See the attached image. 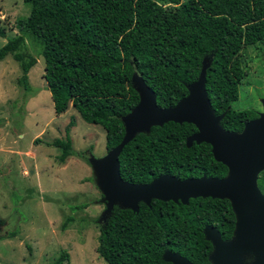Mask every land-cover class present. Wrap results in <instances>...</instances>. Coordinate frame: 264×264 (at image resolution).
I'll list each match as a JSON object with an SVG mask.
<instances>
[{
	"label": "trees",
	"instance_id": "trees-1",
	"mask_svg": "<svg viewBox=\"0 0 264 264\" xmlns=\"http://www.w3.org/2000/svg\"><path fill=\"white\" fill-rule=\"evenodd\" d=\"M171 2L174 6L167 8L156 0H22L28 13L15 19L18 34L0 46V60L11 55L20 69L17 82L28 90L27 72L36 60L20 49L26 36L36 38L53 112L61 114L70 104L83 121L103 129L108 151L123 135L120 117L138 101L130 85L133 72L154 92L157 106L172 107L187 95L186 86L207 57L204 90L210 106L215 115L222 114L224 130L239 132L257 116L230 104L246 74L241 50L264 43V0ZM68 126L63 139L51 142L59 151L58 163L71 155ZM193 132L191 123L167 121L136 133L117 156L120 177L130 183L162 174L223 177L226 167L213 159L207 143L186 147L185 138ZM256 183L264 194V170ZM234 221L228 200L211 197L189 198L186 204L151 199L148 205L138 202L136 211L113 206L99 228L96 252L106 264H171L162 258L164 251L210 264L212 245L203 227H213L226 240ZM63 262H68L66 252L52 264Z\"/></svg>",
	"mask_w": 264,
	"mask_h": 264
},
{
	"label": "rangeland",
	"instance_id": "rangeland-1",
	"mask_svg": "<svg viewBox=\"0 0 264 264\" xmlns=\"http://www.w3.org/2000/svg\"><path fill=\"white\" fill-rule=\"evenodd\" d=\"M156 1L174 6L171 0ZM27 13L22 0H0V46L18 34L15 19ZM20 52L36 60L27 72L28 90L17 82L20 69L11 55L0 60V264H52L61 252L67 253V264H106L96 246L109 213L88 160L106 154L104 131L83 121L70 104L55 114L37 39L26 36ZM241 56L246 74L230 106L258 115L263 110L264 43L244 47ZM66 126L71 155L58 163L59 151L51 142L64 138Z\"/></svg>",
	"mask_w": 264,
	"mask_h": 264
},
{
	"label": "water",
	"instance_id": "water-1",
	"mask_svg": "<svg viewBox=\"0 0 264 264\" xmlns=\"http://www.w3.org/2000/svg\"><path fill=\"white\" fill-rule=\"evenodd\" d=\"M208 58L203 57L195 81L186 86L187 95L174 106L156 105L154 92L133 72L130 85L138 101L120 117L123 135L119 143L97 159L88 158L94 179L106 201L105 213L113 205L137 210L138 202L148 205L151 199L171 200L186 204L189 198L211 197L227 199L235 221L232 235L223 240L216 229L203 227L212 250L210 264H264V194L257 187L259 172L264 170V96L262 112L246 121L239 132L224 130L215 115L204 90V75ZM167 121L191 123L195 132L185 138L189 147L193 142L207 143L212 157L226 167L221 178L202 175L198 178L178 179L162 174L147 183H130L119 175L117 156L122 146L138 132H148L151 126ZM108 214V215H109ZM250 255L249 261L245 256ZM162 258L171 264H193L176 252L164 251Z\"/></svg>",
	"mask_w": 264,
	"mask_h": 264
}]
</instances>
